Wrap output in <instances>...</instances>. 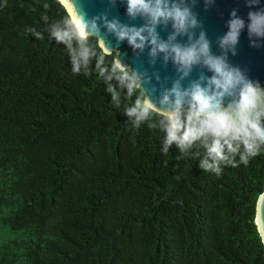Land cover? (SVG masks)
I'll list each match as a JSON object with an SVG mask.
<instances>
[{
    "label": "trees",
    "instance_id": "obj_1",
    "mask_svg": "<svg viewBox=\"0 0 264 264\" xmlns=\"http://www.w3.org/2000/svg\"><path fill=\"white\" fill-rule=\"evenodd\" d=\"M65 17L59 0H0V264H264V148L220 160L205 134L165 152L172 117L95 40H58Z\"/></svg>",
    "mask_w": 264,
    "mask_h": 264
},
{
    "label": "clouds",
    "instance_id": "obj_2",
    "mask_svg": "<svg viewBox=\"0 0 264 264\" xmlns=\"http://www.w3.org/2000/svg\"><path fill=\"white\" fill-rule=\"evenodd\" d=\"M69 2L73 7L75 23L65 17L63 30L56 31L53 35L60 41L75 40L78 44L90 39L95 40L101 52L110 55L111 50L105 46L104 39L99 35L96 18L88 19L76 0ZM259 2L260 0H247L250 9ZM126 4L129 17L139 16L145 19L146 23L137 27L122 24L115 18L112 20L103 18L106 29L113 33L117 40H127L133 49H143L147 42L152 46L151 55H155L157 51L170 54L173 63L183 70L185 75L197 63H202L212 73L203 87L193 84L185 93H181L177 88L172 89L175 93L171 107L173 117L166 129L164 151L167 152L168 147L174 143L184 151L187 145L205 134H210L217 138L208 149L210 155L214 154L220 160H226L227 157L222 151L224 145L231 153H236L242 145L243 153L240 155V160L247 163V157L256 155L264 144V127H261L259 122L260 117L264 115V93L258 87H253L252 83L245 81L238 69L229 67L222 56H213L203 32L188 45L170 44L159 39L155 31L158 24L167 25L169 21L171 22L173 35L169 37L170 40L176 34L188 33V30L197 24L194 14L187 6H181L175 0L171 2L170 0H126ZM230 17L228 32L220 39L222 48L235 45L240 31L245 27V20L236 15L235 9L230 12ZM247 20L249 36L264 35V8L249 10ZM189 39H191L190 33ZM73 65V71H78L75 59ZM114 68L121 74V80L126 82L129 94L139 88L138 76L135 72L122 65L119 60L114 61ZM238 88L239 101L229 102L224 106L222 104L224 96L232 95ZM126 111L128 116L136 115L137 120H141L148 115L149 109H146L143 103H139ZM216 111L230 113L232 122L210 118L208 114ZM210 166L207 161H201V167L208 169Z\"/></svg>",
    "mask_w": 264,
    "mask_h": 264
},
{
    "label": "water",
    "instance_id": "obj_3",
    "mask_svg": "<svg viewBox=\"0 0 264 264\" xmlns=\"http://www.w3.org/2000/svg\"><path fill=\"white\" fill-rule=\"evenodd\" d=\"M59 1L65 5L75 23L72 4L69 0ZM76 2L83 8L88 19L96 18L99 35L104 39L105 46L111 50L115 60H119L122 65L136 73L145 103L151 109L173 117L171 111L172 102L175 100L173 88L185 93L192 88L193 84H199L202 87L207 84L212 73L202 63L193 65L185 75L183 70L173 63L170 54L166 55L164 52L157 51L155 55H151L152 46L147 42L143 49H133L127 40H117L116 36L106 29L103 18L108 20L115 18L122 24L137 27L146 23L145 19L139 16L132 18L127 15L126 0H76ZM175 2L181 6H187L194 14L197 24L190 28L188 33L176 34L171 40L169 39L173 35L171 22L169 21L167 25L158 24L155 31L159 39L170 44L188 45L203 32L209 42L210 53L213 56H222L229 67L238 69L245 81L252 83L253 87H258L264 93V35L249 36L247 29L248 11L264 8V0H260L258 5L251 6V9L247 0H175ZM233 9L236 10L238 17L245 20V27L240 31L235 45L222 48L220 39L228 32V21L231 19L230 12ZM189 33L191 39H189ZM145 35H147L146 32ZM238 101L239 88L232 95H225L222 104L227 106L229 102ZM216 112L209 113V117ZM259 122L261 127H264V115L260 117ZM261 146L264 148V144ZM255 205L256 217L254 218L257 231L264 243V188Z\"/></svg>",
    "mask_w": 264,
    "mask_h": 264
}]
</instances>
